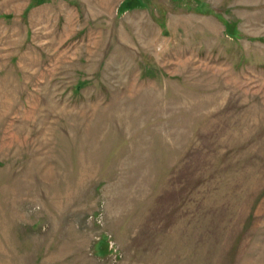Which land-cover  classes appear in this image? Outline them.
Here are the masks:
<instances>
[{"label": "rangeland", "instance_id": "rangeland-1", "mask_svg": "<svg viewBox=\"0 0 264 264\" xmlns=\"http://www.w3.org/2000/svg\"><path fill=\"white\" fill-rule=\"evenodd\" d=\"M0 264H264V0H0Z\"/></svg>", "mask_w": 264, "mask_h": 264}]
</instances>
